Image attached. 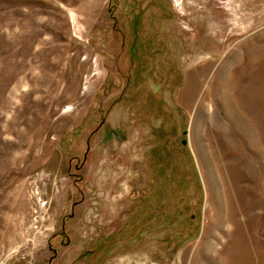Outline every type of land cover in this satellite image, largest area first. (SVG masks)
I'll return each instance as SVG.
<instances>
[{
	"label": "rangeland",
	"instance_id": "374dc122",
	"mask_svg": "<svg viewBox=\"0 0 264 264\" xmlns=\"http://www.w3.org/2000/svg\"><path fill=\"white\" fill-rule=\"evenodd\" d=\"M0 264H264V0H0Z\"/></svg>",
	"mask_w": 264,
	"mask_h": 264
},
{
	"label": "bare ground",
	"instance_id": "6f19581e",
	"mask_svg": "<svg viewBox=\"0 0 264 264\" xmlns=\"http://www.w3.org/2000/svg\"><path fill=\"white\" fill-rule=\"evenodd\" d=\"M200 81L199 79H197L195 76H192L190 79H189V85H188V92H189V89H190V93L192 92H196L198 91L199 89V86H200Z\"/></svg>",
	"mask_w": 264,
	"mask_h": 264
},
{
	"label": "trees",
	"instance_id": "16d2710c",
	"mask_svg": "<svg viewBox=\"0 0 264 264\" xmlns=\"http://www.w3.org/2000/svg\"><path fill=\"white\" fill-rule=\"evenodd\" d=\"M185 143H186V140H185Z\"/></svg>",
	"mask_w": 264,
	"mask_h": 264
}]
</instances>
